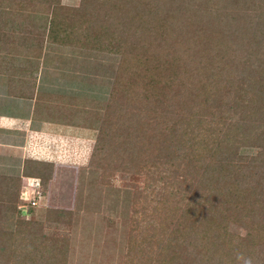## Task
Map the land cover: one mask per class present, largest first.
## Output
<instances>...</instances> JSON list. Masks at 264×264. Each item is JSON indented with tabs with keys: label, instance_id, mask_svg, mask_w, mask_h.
Returning a JSON list of instances; mask_svg holds the SVG:
<instances>
[{
	"label": "rangeland",
	"instance_id": "obj_1",
	"mask_svg": "<svg viewBox=\"0 0 264 264\" xmlns=\"http://www.w3.org/2000/svg\"><path fill=\"white\" fill-rule=\"evenodd\" d=\"M137 1L140 0L132 1L134 5L132 10L129 9L125 16L117 18V21L123 19L120 24H112L114 27L110 26L109 31L94 23L90 24L93 21L89 23L90 25L78 24V20L81 21L82 18L77 19L72 15V28L68 27L63 32V37L55 40L49 27L53 5L38 6L34 0H0V10L10 8L16 10L18 15L26 12L29 13L27 16H30L28 19L25 16L23 18L26 19V33L32 34V37H27L25 32L23 34L24 30H20L23 37L13 40L18 44L24 43L26 48H29L27 45H33L34 52L30 55L31 58L41 55L45 65H54L61 71L64 69L67 84H75L76 94H73V98L69 100L68 96L64 97L60 103L66 105L67 115L60 112L57 103L45 107L46 100L42 99L48 97L45 93L40 95L36 114L48 112L53 119L66 120L67 123L76 121V124L90 130L94 135L91 142L78 153L68 140L64 146L55 147L54 152L61 160L59 161L61 165L57 167L51 164L28 165L25 166L23 174L20 173L18 166H13L11 170V167L4 165L10 157L9 154L0 153V163L3 164L0 165V229L15 230L17 221L20 220V215L14 209L16 205L5 200L4 193L8 190L9 183L13 194L17 195V203L23 209V216H28L30 212L27 203L35 202L36 214L31 218L43 223V228L39 231L45 233L50 240L56 241V248L47 245L45 251L50 253L52 250L55 252L63 250L62 255L66 257L67 264H127L129 233L133 226L136 230L143 226L141 222L138 225L133 223L136 209L159 201L165 188L176 190L179 184L182 185L185 196L200 193L202 196L206 195V191H200L192 183V174L188 177V184L182 183L181 176L172 173L166 177L167 182L159 181L165 166L159 163L156 167L153 154L140 159V164L144 165L147 173L143 167L141 170L145 174L141 176L131 172H117L109 178L107 185L101 181V170L91 166L96 142L105 125L109 108L112 107L109 104L123 55L125 53L143 55L144 47L148 45H152L162 54L166 49L164 42L167 32L185 21L192 23L191 16L194 19L199 17L200 20H194L195 26L192 30L184 33L189 37L188 48L170 50L173 60L170 62L169 57V60L162 61L165 72L163 76L156 73L157 78H153L154 82L147 79L143 82L140 78L131 81L127 73L123 74L125 87H122L119 96L120 106L126 112L137 113V116L140 115L137 119L143 118L144 122V116L146 118L151 116L148 114L153 115L156 112L151 105V95L156 93L162 109L168 114H176L188 107L185 108L188 102L185 97L182 96L180 100L181 95H187L190 99L200 96V86L206 80L208 84H204L210 85L206 90L210 98L204 100L207 121L211 118L214 121L216 118L210 114L211 106H215L220 116L229 113L230 116L240 117V122L247 125L241 128V135L235 137L233 135L226 141L225 149L233 152L235 161L245 164L246 169L253 160L263 158L259 154L264 153V115L258 113L257 108L261 107L264 111V0H179L172 5L174 7L168 6L172 12L173 10L180 12L182 20L175 22L162 20L164 18H161V13L158 14L159 17L151 16L152 12L162 9V6H157L155 2L144 0L143 3L135 4ZM21 3L32 4L22 6ZM83 3L84 0H80L77 7ZM5 14H13V11L4 12ZM147 31L153 34L155 42L151 38L145 39L144 34ZM175 37V33L169 36L170 39ZM146 40L151 43L144 46ZM184 41L187 42V39ZM156 43L159 46H156ZM181 51L177 57L175 54ZM170 64L174 75L184 70L190 73L185 79L189 86L180 83L178 78H172L174 75L171 76L168 71ZM211 69L214 71L217 69L213 71L216 75ZM201 71L208 76L207 79L191 90L194 87L191 84L197 82L190 76L191 73L199 74ZM146 88L150 89V93L146 92ZM48 99L49 102L53 101L52 97ZM252 99L255 103L251 104ZM4 106L0 107V112L13 114V106ZM71 110H75V114L71 115ZM249 112H254L252 117L248 115ZM35 173L48 175L46 193L41 190L40 181L32 179L22 181V175ZM57 175L58 179L64 177L61 188L58 183L55 187ZM18 181L20 184L17 188ZM261 189L262 187H258V190ZM199 201L203 207L210 208V202L206 203L202 199ZM48 209L68 212L71 215L64 220L61 218L62 222L50 223L45 221ZM177 225L176 220L171 229ZM230 231L245 236L247 228L245 224L240 226L233 223L230 225ZM38 241L43 246L41 240ZM246 260L240 264H246ZM253 261L254 264H264V255L261 261L258 258H254Z\"/></svg>",
	"mask_w": 264,
	"mask_h": 264
},
{
	"label": "trees",
	"instance_id": "obj_2",
	"mask_svg": "<svg viewBox=\"0 0 264 264\" xmlns=\"http://www.w3.org/2000/svg\"><path fill=\"white\" fill-rule=\"evenodd\" d=\"M34 1L53 5L49 27L55 40H60L68 27L72 28V15L77 19L82 18L83 23L78 20V24L87 25L93 21L90 24L94 23L109 31L110 26L114 27L112 24H120L123 19L117 21V18L125 16L129 9L132 10L134 7L133 0H84L79 7L64 6L61 0ZM148 1L162 6L157 12H152L151 16H158L161 13L164 21L182 20L179 16L180 12L174 10L172 12L169 8L174 7L172 5L179 0ZM143 2L144 0H140L135 4ZM190 18L192 23L185 21L186 23L183 22L185 25L181 23L179 27L175 26L167 32L164 42L166 49L162 54L152 45L149 46L151 42L146 40L144 46H148L144 47L143 55L128 53L123 55L109 104L112 107L109 108L105 125L91 157V166L101 170V181L105 185L117 172H131L137 176L145 174L141 170L142 167L145 170V167L140 164V159L153 154L155 166L158 167L159 163L165 166L159 181L167 182L166 177L172 173L181 176L182 183L188 184V177L192 174V183L200 191L207 192L204 196L201 193L185 196L182 185L179 184L176 190L165 188L163 197L159 201L148 203L147 206L141 207L142 209H136L133 223L138 225L141 222L143 226L139 230L133 226L129 233L127 264H240L248 257L258 258L259 261L263 259L264 153L259 154L263 156V158L259 157L261 160L258 158L253 160L246 169L245 164L235 161L233 152L225 149L226 141L233 135L234 137L241 135V128L247 125L240 122V117L230 116L229 113L220 116L215 106H211L210 114L216 118L214 121L212 118L207 121L204 100L210 98L206 93L210 87L205 85L208 82L204 81L205 84L203 83L199 90L201 95L194 99L180 94V100L182 96L185 97L188 101L185 108L188 107L176 114H168L162 109L156 93L151 95V105L156 112L153 115L148 114L151 116L146 118L144 116V122L143 118L137 119L140 115L126 112L120 106L119 96L122 87H125L123 74L127 73L131 81L140 78L143 82L146 79L154 82L153 78H157L156 73L163 76L165 66L162 61L169 60L170 50L188 48L189 37L184 33L187 34L188 30H192L195 26L194 20H200L199 17ZM139 33H141L140 28ZM173 33L176 37L170 39L169 36ZM144 37L155 39L150 31L145 32ZM184 39H187V42ZM177 40L183 45L181 46ZM156 46L159 45L156 43ZM181 53L182 51L175 55L178 57ZM171 60L173 57L170 62ZM219 62L220 60L217 61ZM168 71L171 76L175 74L172 73L171 64ZM213 71L214 69H211L214 74L217 69ZM188 74L190 73L184 70L172 78H178L180 83L189 86L185 83ZM190 76L197 81L191 84L194 86L191 90L208 77L202 71L199 74L191 73ZM146 92L150 93V89L146 88ZM250 103H255V100L252 99ZM257 110L264 115L261 107ZM253 114L254 112L248 113L250 117ZM242 117L244 118V115ZM145 172L147 173L146 170ZM40 174L25 176L39 178L41 190L46 193V179L49 177L47 174ZM19 184L20 181L16 182L17 188ZM258 187L262 189L258 190ZM12 194L13 189L8 183V190L4 193L5 200L16 205L14 209L20 215V220L17 221L15 230L0 229V264H67L66 257L62 255L63 250L59 252L52 250L50 253L45 251L47 245L56 248V241L50 240L45 233L39 231L43 228V223L31 218L36 214L35 205L27 203L30 212L28 216H23V209L17 203V195L12 196ZM199 199L206 203L210 202V208L203 207ZM68 215L71 214L48 209L45 221L62 222L61 218L64 220ZM176 220L178 225L171 229V225ZM233 223L240 226L245 224L246 235L232 233L230 225ZM38 240H41L43 246ZM45 254L49 255L45 256Z\"/></svg>",
	"mask_w": 264,
	"mask_h": 264
},
{
	"label": "crops",
	"instance_id": "obj_3",
	"mask_svg": "<svg viewBox=\"0 0 264 264\" xmlns=\"http://www.w3.org/2000/svg\"><path fill=\"white\" fill-rule=\"evenodd\" d=\"M79 2L80 0H61L64 6L77 7ZM21 4L25 6L32 3ZM8 11H13V14L4 15V12ZM27 14L29 13L23 12V15H18L16 10L10 8L0 10V36H3L2 39L0 38V107L13 106V114L0 112V153L9 154L10 160L4 165L11 167V170L13 166L20 167L21 174L28 165L51 164L55 167L61 165L59 162L61 160L54 152L55 147L64 146L68 140L78 153L94 136L90 130L76 124V121L67 123L66 120L53 119L48 112L36 114L37 102L40 95L45 93L48 96L42 97L46 100L45 107L57 103L60 112L67 115L66 105L60 103L64 97L68 96L69 100L72 99L76 91L74 83L67 84L64 69L61 71L54 65H45L41 55L31 58L34 46L27 45L29 48H26L24 43L18 44L13 40L23 37L20 30H24L23 34L27 32L25 23L30 17ZM24 16L26 19L23 18ZM45 21L47 23L48 16ZM26 35L32 37V34L26 33ZM13 54H15L14 58ZM49 97L53 98L52 102H49ZM70 113L75 114V110H71ZM0 165L3 166L2 163ZM21 177L22 181L26 179L40 181L35 177L23 175ZM63 181L62 176L55 182V187L57 183L60 187L64 184Z\"/></svg>",
	"mask_w": 264,
	"mask_h": 264
},
{
	"label": "clouds",
	"instance_id": "obj_4",
	"mask_svg": "<svg viewBox=\"0 0 264 264\" xmlns=\"http://www.w3.org/2000/svg\"><path fill=\"white\" fill-rule=\"evenodd\" d=\"M246 264H254L253 259L251 257H248L247 260H246Z\"/></svg>",
	"mask_w": 264,
	"mask_h": 264
},
{
	"label": "built area",
	"instance_id": "obj_5",
	"mask_svg": "<svg viewBox=\"0 0 264 264\" xmlns=\"http://www.w3.org/2000/svg\"><path fill=\"white\" fill-rule=\"evenodd\" d=\"M31 204L36 206L35 202H33V203H31Z\"/></svg>",
	"mask_w": 264,
	"mask_h": 264
}]
</instances>
